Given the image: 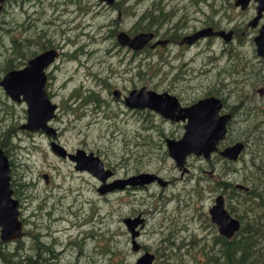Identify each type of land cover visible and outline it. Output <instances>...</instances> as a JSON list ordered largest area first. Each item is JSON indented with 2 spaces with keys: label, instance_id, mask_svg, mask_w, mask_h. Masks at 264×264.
Returning a JSON list of instances; mask_svg holds the SVG:
<instances>
[{
  "label": "rangeland",
  "instance_id": "374dc122",
  "mask_svg": "<svg viewBox=\"0 0 264 264\" xmlns=\"http://www.w3.org/2000/svg\"><path fill=\"white\" fill-rule=\"evenodd\" d=\"M153 1V14L157 15L160 8V13L169 18L168 25H163L160 32L166 33L170 28L169 34L173 33L179 16L177 9L188 0H165L166 6L161 0H117L116 8L100 5L98 0H7L1 4L0 79L7 73H2L4 62H13L10 70L20 64V60L11 58L15 45L23 43L25 57L32 54L31 35H40L38 44L49 41L61 52L47 72L45 90L57 106L47 125L57 131L63 147L67 150L80 147L97 156L104 169L116 171L108 182L124 180L139 172L152 173L168 182L163 189L149 185L143 189L97 195L95 189L100 181L75 173L67 161L54 156L47 138L37 135L44 133H29L18 128L26 120L25 106L16 104L0 91V140L3 143L0 149L9 163L10 182L15 184L14 191L19 194L13 198L22 201H19V210L24 212L23 223L27 225L22 226V231L32 235V239L37 237L46 248L38 253L44 254L49 264H134L143 252L154 255L153 264H205V254L212 248L213 238L218 236L208 209L215 196H222L227 204L226 196L216 183L237 184L245 170L242 168L257 154L253 144L250 147L246 144L234 164L216 159L209 164L187 156L185 168L189 172L180 176L167 156L164 140H178L183 132L181 125L167 122L147 109H128L129 113L122 115L125 108L114 102L111 96L114 89L124 94L132 88L145 87L157 93H172L183 104H189L213 89L212 82L225 78L219 73L221 70H240L238 77L246 80L247 92L250 91L248 83L255 82L252 77L259 73L260 59L251 41L255 34L249 29L243 30L253 16V2L240 11L232 6L233 0H216L217 4L223 1L227 9L222 11L221 18L217 16L213 20L221 19L224 28L239 22L238 33L244 32L228 47L217 40L202 41L188 51L170 45L164 50L131 53L126 46H118L116 35L119 32L130 37L147 33L145 22L140 19ZM207 8L201 20L210 19L212 9ZM191 10L188 8L185 20L195 17ZM220 10L216 6L214 11L218 14ZM235 17L237 20L231 21ZM200 19L196 20L200 22ZM198 22L189 24L187 21L186 30L197 27ZM39 47L35 45L34 49ZM8 58L11 59L6 60ZM260 72L264 73L263 67ZM238 93L226 101L228 105L243 102L242 111L234 117L227 132V144L247 128L254 129L253 124L264 114V106L256 97L246 100L238 97ZM245 109L251 112L246 113ZM54 141L57 143L56 139ZM231 164L235 165L233 175L227 168ZM42 174L49 175L48 184L44 183ZM249 174L250 171L244 177ZM35 210L36 217L32 215ZM138 212L147 218L135 239L140 250L132 252L121 221ZM22 239L21 248L26 249L22 253L31 255L28 253L32 249L28 247L30 239L28 236ZM14 245L5 243L8 249Z\"/></svg>",
  "mask_w": 264,
  "mask_h": 264
},
{
  "label": "water",
  "instance_id": "95a60500",
  "mask_svg": "<svg viewBox=\"0 0 264 264\" xmlns=\"http://www.w3.org/2000/svg\"><path fill=\"white\" fill-rule=\"evenodd\" d=\"M5 1L7 0H0V10L1 4ZM113 1L115 0H99L106 6L111 5ZM250 1L255 3L256 16L248 25L253 28L261 14L264 13V0H237L235 6H240L243 10ZM212 35L221 36L225 42H228L231 32L223 35L221 32L211 34L210 30H204L188 37V39L191 41ZM151 38L152 35L150 33H138L133 37H129L127 34L119 32L116 35V43L138 52L147 45ZM252 42L255 55L264 61V25L261 26L258 35L253 38ZM165 44V41L157 42L152 48L156 45L163 47ZM55 58H57L56 51L47 50L29 60L22 70H11L1 77L0 87L5 95L16 104L23 103L25 106L26 120L18 128L29 133L37 131L44 133L51 139L49 143L51 153L59 159L66 158L74 163L75 170H88L81 165L77 167L76 158L90 161L97 176L90 170L88 171L101 181L97 189L99 195L122 190L126 185L131 187L144 186L154 181L160 187H164L167 184L165 181L146 173L133 175L124 180L116 179L111 181V183L105 184L104 181L107 177L110 178L111 173L108 170H103L102 164L97 157L92 154L84 157L85 154L81 150L68 154L63 147L55 143V131L46 125L47 121L54 117L55 106L50 104L43 90L45 81L43 69ZM112 94L118 96L117 91H113ZM177 103L176 98L166 92L156 93L154 91H146L144 88L132 90L124 98V104L127 108L135 110L147 109L158 114L163 119L185 122L183 133L178 140L165 139L164 141L167 156L171 158L178 170L184 172L185 169L181 168L184 165L185 156L193 154L195 157L201 156L204 159H208L210 154L216 151V145L225 136V124L226 120L229 119V115L219 114L221 103L219 99L214 97L198 100L185 108L177 107ZM174 113H177V115H174ZM242 150L243 144L237 142L225 147L218 154L229 161H236ZM90 157H93V159ZM96 160L99 161V164ZM8 172L7 159L0 150V242L2 243L15 241L21 236V224L18 221V203L11 198V191L8 187ZM207 213L219 236L229 239L238 231L239 223L224 209L222 196L214 198L213 204ZM138 220L143 221L140 217L133 219L124 218L121 221L130 235V249L133 252L139 249L134 240L138 232L136 230L133 231ZM152 259H154L153 255L145 252L135 260L134 264H151Z\"/></svg>",
  "mask_w": 264,
  "mask_h": 264
},
{
  "label": "flooded vegetation",
  "instance_id": "af4514ba",
  "mask_svg": "<svg viewBox=\"0 0 264 264\" xmlns=\"http://www.w3.org/2000/svg\"><path fill=\"white\" fill-rule=\"evenodd\" d=\"M162 1V4H165V6H166V2H165V0H164V2H163V0H161ZM184 1V0H183ZM237 0H233V2H232V6L233 7H236V8H238L240 11H244L247 7H248V5H249V3L250 2H252V1H250L248 4H247V6H246V8L245 9H241V7L240 6H235V2H236ZM98 2H99V0H98ZM154 2L155 1H153V2H150V6L148 7V9H146V11H144L142 14H141V16H144V21L143 22H145V25H146V30H145V32H147V33H150L151 35H152V38L150 39V41L147 43V45L144 47V48H142L140 51H142V50H151V52H154V51H156V49L158 48V49H165V48H167L168 46H170V45H175L176 47H178L180 50H184V51H188V50H191L193 47H196L197 45H198V43H200V42H202V41H204V42H208V41H211V40H217V41H220V42H222V44L224 45V47H228L232 42H233V40H235L236 38L239 40V36L241 35V36H243L244 35V32L242 31L241 32V34H239L238 33V31L240 30L239 29V25H240V23L238 22V23H235L234 25H233V27H231V28H224L222 25H221V19H218V21H214L213 20V18L214 17H217V16H219L220 18L223 16V14H222V11H224V10H226L227 9V5L225 6V4H224V2L222 1L220 4L218 3L217 4V2H216V0H212L211 2H206V1H202V0H194V1H189L188 0V2L186 1V2H183V5L181 6V7H179L177 10L179 11V16H178V20H177V23L174 25V28H173V33H171V34H169V32H170V28H169V31H166V33H164V31L163 32H160L161 31V29L163 28V25H168V16H167V14H162V13H160V8H158L157 9V12H158V14L156 15L157 16V21L156 20H154L152 17H153V15H155V14H153L152 12H150V11H153L154 10V8H155V5H154ZM100 3V5H103V3H101V2H99ZM186 3V4H185ZM254 3V2H253ZM117 4V0H115V1H113V3L111 4V5H109V6H106L105 4V6L106 7H111V8H114L115 7V5ZM196 5H197V8H199L198 10H196ZM216 6H217V8L218 9H221L220 10V12L218 13V14H216L217 12H215L214 10L216 9ZM207 7H209L210 9H212V11H211V13H210V19L209 18H207V20L206 21H204V20H201L200 18H202V17H204L205 16V13L203 12V11H205L206 9H208ZM188 8H190V9H193V10H191V12H192V14H194V18H187L186 17V20H185V14H187V11H188ZM195 8V9H194ZM254 8H255V6H254ZM176 10V11H177ZM172 12V11H171ZM175 12V11H174ZM175 14V13H174ZM263 14L264 13H262L261 14V17L259 18V20L257 21V23H256V25H255V27H253V28H251V27H249L248 25H249V23L251 22V20L252 19H254V17L256 16V12H255V9H254V13H253V16L251 17V19L243 26V30H246V29H249V31L251 32V33H253V34H255L254 36H253V38L256 36V35H258V32H259V30H260V28H261V26L262 25H264V20L262 19V17H263ZM168 15H170V16H172V14H168ZM197 16V17H196ZM196 19H200L199 21L200 22H198ZM233 20H237V18L235 17V18H232L231 19V21H233ZM187 21H188V23L189 22H195V23H197L198 22V26L197 27H193V28H190L189 30H186V26H187ZM229 22H230V20H229ZM190 24V23H189ZM152 25V26H151ZM150 27L152 28V30H150ZM204 30H210V33L212 34V33H216V32H221V33H223V35H226L228 32H231V37H230V39L228 40V42H225L224 41V39H223V37H221V36H210V37H200V38H197V39H195V40H191L190 41V39H188V37H190V36H192V35H194V34H196L197 32H199V31H204ZM22 31V30H21ZM126 34V33H125ZM128 35V34H127ZM130 37V36H129ZM21 38V37H20ZM20 38L19 39H17V40H20ZM41 38V36L40 35H37L36 37H34V36H29V39H30V41L32 42V44H31V46H30V48L32 49V54L30 55V54H28L29 56L28 57H25V55L23 54V43H21V44H17V45H15V48H14V51H15V53H14V57L17 59V60H20V64H17V65H15V68L13 69V70H22L25 66H26V63L29 61V60H31L32 58H34V57H36L37 55H39L40 53H42V52H45V51H47V50H55L56 51V53H57V58H55V59H53V61L50 63V64H48L44 69H43V75H44V78H45V81H44V85H43V90H44V92H45V94H46V97H47V99H48V101L50 102V104L51 105H55V110H54V113H55V111L57 110V106H56V104H54V103H52L51 102V100H50V96H48L47 95V78L49 77V74L47 73V72H50V70L52 69V67H53V65H54V63L58 60V57H59V54L61 53V52H58L56 49H54L53 48V45H51V43H49V41H46L45 43H40V44H38L37 42L39 41V39ZM253 38H252V40H253ZM251 40V41H252ZM163 41H165L166 42V44L163 46V47H161L160 45H156V46H154L153 48H152V46L154 45V44H156L157 42H163ZM252 44H253V42H252ZM35 45H38V46H40L38 49H34V46ZM119 46V45H118ZM207 48H209L210 49V45H207L206 46ZM253 47H254V45H253ZM13 48V46H11V49ZM123 49V48H122ZM126 49H128L131 53H134V51L133 50H131V49H129V48H126ZM9 52H11V50L9 49L8 50ZM140 51H138V52H140ZM254 53H255V49H254ZM221 54H223V50L221 51ZM223 56V55H222ZM228 57H229V55H228ZM130 59H132V57L130 58ZM260 59V58H259ZM258 63H260L261 65H260V67L258 68V71H259V73H257V75H254L252 78H254L256 81L255 82H253V83H248V86H249V90L250 91H245V89H246V86H245V82H246V80H243V79H241L240 77H238V75L241 73L240 72V70H237V69H233V70H231V71H229V70H221V72H219V73H221V75H224L225 76V78L223 79H217L215 82H212L211 84L213 85V89H211V90H209L208 92H206L204 95H203V97L202 98H199V99H197L196 101H198V100H201V99H204V98H208V97H214V98H217V99H219L220 100V103H221V110H220V112H219V114L220 115H229V119L227 120V122H226V124H225V136H224V138L220 141V142H218V144L216 145V151L215 152H213V153H211L210 154V156H209V158L208 159H204V158H202L201 156H199V157H195L194 155H189V156H193V157H195V158H199L200 160H202V161H205V162H207V163H209V164H211V161H212V159L214 160V159H216V160H221V161H226V162H230V161H228L227 159H225V158H222L221 156H219V151H221L222 149H224L225 147H228V146H231V145H233L234 143H237V142H240V141H238L237 139L234 141H232V143L230 142L229 144H227V142H225V139H226V136H227V132H228V130L230 129V127H231V125L233 124V122H234V117L235 116H238V113L239 112H241L242 110V108H243V102H241V101H239L238 103H236L235 105H228L227 104V102L226 101H229L233 96H235L236 95V93H238V97H241V98H245L246 100L247 99H251V100H254V97H256L258 100H259V102L264 106V73H261L260 71H262V67L264 68V61L262 60V59H260L259 60V62ZM20 65V66H19ZM241 68H244L243 66L241 67ZM9 71H11V70H9ZM230 76H234L235 78H233V79H230ZM247 83V82H246ZM45 85H46V87H45ZM244 87H245V89H244ZM45 88H46V90H45ZM141 88H144L146 91H152V90H148V89H146L145 87H140V89ZM132 90H137V89H134V88H132V89H130L129 91H127L126 93H124V94H122L120 91H118L117 89H114L113 91H117L118 92V96H114L113 94H112V92H111V96L114 98V102L115 103H117V104H119V105H121L122 107H124L125 108V111H124V113L122 114V115H127L126 113H129L128 112V109L129 110H135V109H130V108H127L126 106H125V104H124V98H125V96H127L128 95V93L130 92V91H132ZM0 91H1V93H2V95H3V90H1L0 89ZM157 93V92H156ZM166 93H168L169 95H171V96H173V97H175L176 98V100H177V107L179 106V108H185V107H188V106H190L191 104H193V103H195L196 101H194V102H191V103H189V104H183L182 103V100L179 98V97H176L174 94H172V93H169V92H166ZM212 93H214V94H212ZM94 96V93H91V97H93ZM90 97V96H89ZM23 104V103H22ZM176 107V108H177ZM244 111H246V109L244 110ZM174 115H177V113H174ZM162 118V117H161ZM163 119V118H162ZM164 120H167V122H170V123H175V124H177V125H181V129H182V131H183V126H184V124H185V122H182V121H178V122H175V121H173V120H168V119H164ZM46 125H47V123H46ZM48 126V125H47ZM49 127V126H48ZM51 128V127H50ZM52 128H53V126H52ZM53 130L55 131V129L53 128ZM183 133V132H182ZM37 135H39V136H45L46 138H47V144H48V147H49V143L51 142V139L48 137V136H46V135H41V134H37ZM57 131H55V139H56V141H57V143L56 144H58L59 146H61V147H63V145L59 142V140H58V138H57ZM182 135V134H181ZM41 137V138H42ZM173 140V139H172ZM165 141V140H164ZM240 143H242V142H240ZM243 144V143H242ZM164 145H165V142H164ZM0 146L3 148V143H2V141L0 140ZM243 146H244V144H243ZM166 147V146H165ZM64 149H65V147H63ZM1 150V149H0ZM77 150H81V151H83L84 152V154L87 156L88 154H92L91 152H85L83 149H81L80 147H76V148H73V149H71V150H67V149H65V151L68 153V154H73L75 151H77ZM2 151V150H1ZM98 152V151H97ZM2 154L5 156V153L2 151ZM93 155V154H92ZM94 157H97V156H95V155H93ZM188 156V157H189ZM6 157V156H5ZM98 158V157H97ZM187 158V157H186ZM185 158V159H186ZM6 159H7V157H6ZM62 160H65V161H67L70 165H71V167H72V170L73 171H75V173H77V174H82V175H88L90 178L92 177L94 180H97L90 172H88V171H83V170H75L74 169V163H72V162H70L69 160H67L66 158H64V159H62ZM98 160H99V158H98ZM100 161V160H99ZM7 162H8V160H7ZM101 162V161H100ZM102 164V163H101ZM8 167H9V163H8ZM102 167H103V165H102ZM181 169H185V171L184 172H182V170H179L180 171V176H182V175H184V174H187L188 172H189V170L188 169H186L185 168V162H184V165H183V167L181 168ZM103 170H108L110 173H111V176H110V179L111 178H113V176H114V174L116 173V171L115 172H113V171H111V170H109V169H104V167H103ZM212 171V170H211ZM152 174V173H147V172H139V173H137V174ZM152 175H154V174H152ZM209 175V177L211 176V174H208ZM154 176H156V175H154ZM129 177H131V176H129ZM129 177H127V178H129ZM156 177H158V176H156ZM41 178L43 179V181H44V183L45 184H48L49 183V175L48 174H42L41 175ZM126 178V179H127ZM159 178V177H158ZM109 179V178H108ZM119 180V179H118ZM98 181V180H97ZM113 181V180H112ZM108 182V180L106 181V183ZM109 182H111V181H109ZM108 182V183H109ZM167 184L164 186V187H160L157 183H156V181H154V182H152V183H149V184H147V185H144V186H130V185H127V186H125L122 190L124 191V190H126V189H143V188H146L147 186H149V185H157L160 189H163V188H165L167 185H168V182L167 181H165ZM98 184H99V186H100V183L98 182ZM14 185L15 184H13V183H11L10 182V176H9V173H8V187H9V189H10V191H11V198L13 199V200H15L14 198H13V195H15V196H17V194H16V192L14 191ZM18 185V184H17ZM18 188H19V186H18ZM99 188V187H98ZM97 188V189H98ZM97 189H95V192L97 193ZM121 190V191H122ZM109 194V193H108ZM97 195H99L98 193H97ZM100 196H104V195H100ZM216 197V196H215ZM214 197V198H215ZM214 200V199H213ZM16 202H17V200H15ZM223 201H224V198H223ZM18 203V221L20 222V224H21V236L18 238V239H16L15 241H10V242H7V243H15V242H17V241H20V242H23V237H27L28 236V238L30 239V241H31V243H32V240L34 241H38L37 239H32V235H28V233L27 232H25V231H22V226L23 227H25L26 228V224H25V222L23 223V214H24V212H20V210H19V208H20V203H19V201L17 202ZM224 209H225V204H224ZM226 210V209H225ZM47 213V212H46ZM46 213H44V216H46L47 214ZM144 213H142V212H138V213H136V214H134V215H132L131 217H127V218H131V219H133V218H135V217H140V219L142 218V220L143 221H141V220H138V223H137V227H136V231L138 232V235L134 238V240L135 239H137L138 238V236H139V234H140V230L143 228V226H144V222H145V220H146V218H147V215H143ZM32 215L34 216V217H36V210H35V212H33L32 213ZM21 219V220H20ZM141 224V225H140ZM124 227V226H123ZM125 228V227H124ZM216 229V228H215ZM126 230V229H125ZM127 232V231H126ZM127 234H128V236H129V241H130V244H131V239H130V235H129V233L127 232ZM39 238H41V235H40V237ZM30 243V244H31ZM5 244V243H4ZM138 245V244H137ZM48 246V245H47ZM139 246V245H138ZM49 247V246H48ZM50 248V247H49ZM140 249H138V251H139ZM137 251V252H138ZM23 251H19V253L21 254V255H24L23 253H22ZM133 252V251H132ZM61 253H63V252H61ZM144 253V252H143ZM153 255V254H152ZM25 256V255H24ZM154 256V255H153ZM155 258V257H154ZM153 262H154V260H153ZM15 264H18L17 262L15 263ZM35 264H49L48 263V261H44L43 260V258H42V260L41 259H35Z\"/></svg>",
  "mask_w": 264,
  "mask_h": 264
},
{
  "label": "trees",
  "instance_id": "16d2710c",
  "mask_svg": "<svg viewBox=\"0 0 264 264\" xmlns=\"http://www.w3.org/2000/svg\"><path fill=\"white\" fill-rule=\"evenodd\" d=\"M150 12L153 13V11ZM152 18L157 21L156 15H153ZM140 20L144 21V16ZM29 42L25 41V43ZM11 56L14 60V50H12ZM2 66V73H4L14 67V64L10 61L4 62ZM245 112L251 111L246 109ZM253 125L254 129L247 128L238 134L237 139L244 141V148L246 144H249V147L253 144V147L257 149V154L248 160L247 166L242 168L245 170L237 184L226 181L216 183L218 190L226 196L225 209L227 213L239 221L240 228L229 239L219 235L213 238L212 248L205 254L206 256L204 255L205 264H264V114L260 121ZM232 163L234 164V162ZM233 164L227 167L231 175H233L235 166ZM249 171V176L244 177V174ZM26 188L27 186L24 187V189ZM16 194L19 196L18 192ZM20 202L22 203V201ZM15 244L11 249H8L5 244L0 242V264H15L16 262L18 264H35V259L48 260L44 254L38 253L46 250L38 241L32 240V243L29 244L28 247H32V249H29L28 253L32 254L28 256L19 253L20 250L23 252L26 250L25 247L21 248L23 242L17 241ZM169 245L173 246V243L169 242Z\"/></svg>",
  "mask_w": 264,
  "mask_h": 264
},
{
  "label": "bare ground",
  "instance_id": "6f19581e",
  "mask_svg": "<svg viewBox=\"0 0 264 264\" xmlns=\"http://www.w3.org/2000/svg\"><path fill=\"white\" fill-rule=\"evenodd\" d=\"M73 28V27H72ZM69 30V29H68ZM55 106V105H54ZM56 116V115H55ZM226 122H227V120H226ZM53 129V128H52ZM243 149H244V146H243ZM243 151V150H242ZM242 153V152H241ZM241 153L239 154V156L241 155ZM190 155H193V154H190ZM187 156H189V155H187ZM187 156H185V158L187 157ZM238 156V157H239ZM84 157H87L86 155H84ZM199 157V156H198ZM90 158H92L93 159V157H90ZM76 160V163H77V167H79L80 165L81 166H83V168H87L88 170H90L92 173H94L96 176H97V173H96V171H95V169H94V167H93V165H92V163H90V161H84V160H82V159H80V158H76L75 159ZM229 161V160H228ZM96 162L99 164V161L98 160H96ZM230 162H235V161H230ZM76 163H75V165H76ZM103 168V167H102ZM88 170H83V171H88ZM89 172V171H88ZM90 172V173H91ZM91 173V174H92ZM93 175V174H92ZM95 175H93L94 177H95ZM111 176V175H110ZM98 181H100L97 177H95ZM108 178L109 177H107L106 178V180L104 181V183L106 184V181L108 180ZM101 182V181H100ZM127 186V185H126ZM223 198V197H222ZM231 216V215H230ZM232 217V216H231ZM233 219H235V220H237L236 218H234V217H232ZM238 221V220H237ZM238 223H239V221H238ZM129 226V225H128ZM138 225L136 224V226L134 227V229H133V231H135V229H136V227H137ZM239 228H240V223H239ZM224 237V236H223ZM154 257V256H153ZM153 260L154 259H152L151 260V264H153Z\"/></svg>",
  "mask_w": 264,
  "mask_h": 264
}]
</instances>
